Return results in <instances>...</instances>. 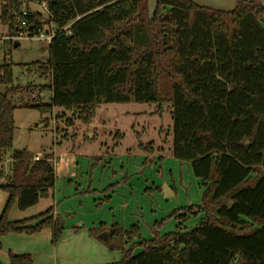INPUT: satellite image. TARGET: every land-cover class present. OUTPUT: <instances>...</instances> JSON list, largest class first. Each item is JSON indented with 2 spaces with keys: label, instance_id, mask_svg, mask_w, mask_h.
Segmentation results:
<instances>
[{
  "label": "trees",
  "instance_id": "trees-1",
  "mask_svg": "<svg viewBox=\"0 0 264 264\" xmlns=\"http://www.w3.org/2000/svg\"><path fill=\"white\" fill-rule=\"evenodd\" d=\"M40 1L48 17L29 6L22 15V0H0V20L10 34L17 33L22 19L34 32L56 25L49 58L38 63L47 83L15 85L14 64H0V189L8 194L0 236L50 228L56 245L65 230L64 218L54 216L52 207L24 219L9 217L14 205L24 211L48 198L57 180L52 153L34 159L27 148H13L18 107L65 108L72 113L64 115L67 125L76 126L91 124L102 103H155L159 115L171 113L173 156L191 162L205 188L202 202L172 211L179 221L175 231L162 234L164 221H156L148 240L137 225L90 228L110 250L122 251L120 261L107 264H264L261 0H236L230 10L193 0H156L153 11L149 0ZM37 86L39 93L50 92L49 101L40 94L30 101L21 96ZM122 136L117 131L116 137ZM140 146L154 152L152 141ZM8 150L11 173L3 166ZM153 162L150 156L143 163ZM201 213L198 226L186 229L189 215ZM105 230L108 238H99ZM136 246L142 248L138 253ZM9 262L33 264V257L9 252Z\"/></svg>",
  "mask_w": 264,
  "mask_h": 264
},
{
  "label": "rangeland",
  "instance_id": "rangeland-1",
  "mask_svg": "<svg viewBox=\"0 0 264 264\" xmlns=\"http://www.w3.org/2000/svg\"><path fill=\"white\" fill-rule=\"evenodd\" d=\"M193 1L201 5L224 10H230L236 6V0ZM261 2L264 4V0H261ZM149 5L150 9L153 11L156 6V0H149ZM29 7L33 11H39L43 13L45 17H48L45 2H41L40 0L30 1ZM51 27L55 29L56 25L52 24ZM46 29H50V26L45 24L44 30L46 31ZM9 34L8 27L2 24L0 20V64L3 63L4 60H8L14 64V84L23 87L29 84L36 86L47 83L49 79L40 74L38 63L46 61L49 58V43L38 39H21L19 40V45L15 47L14 43H11L9 39H3L9 36ZM4 88L5 87H2V90H4ZM35 89V92H39L38 86L35 87ZM49 93L48 91L41 92V95L46 101H49ZM32 94L30 95L22 90L21 96H23L26 101H30ZM156 108L157 105L155 103L125 102L100 104L97 108L95 118V121L99 125L95 145L103 149L110 147L112 151V149H114V144L119 140V138L116 137V133L120 131L123 137L120 139L119 149H115V152L118 153L122 151L124 154H127L129 148L138 150L139 147L136 143L137 135L139 134L144 143L152 141L156 144L163 145L165 147L164 154L166 155V153L170 152L172 159L177 160L175 172L176 175L182 173L183 184H178V196H174L168 200L164 198V201H160L158 198L159 196L150 195V193H152L151 190L146 189L145 198L141 201L144 209L139 210L141 222L144 220L145 223L152 226L156 221L163 220L164 224L160 232L165 234L175 231L179 223L177 217L172 216V211L176 210V208L185 207L186 205H200L205 188L194 175L191 162L180 161L174 158L172 135L173 120L171 113L169 110H165L161 116L155 112ZM64 115H67L66 118H68L72 113L61 107H56L49 112H42L36 108L18 107L15 110V123L17 128L13 148H27L32 152H45L51 150V148L57 144L56 141L62 140L63 144L71 146L83 142L85 125L81 122H77L76 126H68ZM74 132H76L77 138L73 137ZM62 133H67L65 135L69 137L66 139L62 138ZM11 153L12 150H8L5 160L3 161L6 173H11ZM131 176L132 175H130V177ZM162 205H168V207L164 208ZM142 212H144L145 218L142 216ZM200 216L203 218L204 213H201L199 216L190 214V218L185 223L186 227L190 229L198 226L202 220ZM147 220L149 221L146 222ZM135 223H137V221ZM142 236L143 239L147 240L153 237L151 231H142ZM3 237L4 236H0V261L4 264H10L8 260V244L10 243V239ZM54 246H57V244ZM130 246V244H127L126 248ZM63 247L64 255L60 257L59 264H106L120 261L123 255L121 250H110L97 238L91 243L84 240L82 237H76V239L66 238V241L63 242ZM141 250L142 248L140 246H136L134 253H138ZM33 254L31 253L33 264H38L37 259L39 257H34V255L37 256V254ZM49 260V264H52L51 258Z\"/></svg>",
  "mask_w": 264,
  "mask_h": 264
},
{
  "label": "crops",
  "instance_id": "crops-1",
  "mask_svg": "<svg viewBox=\"0 0 264 264\" xmlns=\"http://www.w3.org/2000/svg\"><path fill=\"white\" fill-rule=\"evenodd\" d=\"M98 127L94 119L91 124L85 125L83 142L71 146L63 144L62 140L56 141L57 144L51 150L45 151L53 154L57 179L55 188L48 198H42L36 205L24 211L14 205L9 214L10 219L18 220L38 215L52 207V214L62 216L65 220V230L59 244L52 245L50 228L31 235L11 233L3 237L10 239L9 252L37 254L33 255L39 257L38 264H49L50 258L52 264H59L60 257L64 255L63 242L66 238L82 237L91 243L96 237L90 234V228L98 227L101 223L108 226L118 223L126 230L137 225L141 234L142 231L150 232L153 225L144 220L141 222L139 217V210L144 209L141 201L145 198L146 189L151 190L150 195L159 196L160 201L178 196V184L183 185L182 173L176 175L177 160L172 159L170 152L164 154L163 145L154 143V152L150 154L141 148L140 143L144 142L138 134V150L129 148L127 154L122 151L116 153L120 139L112 151L110 147L103 149L95 145ZM62 134L64 139L69 137L64 135L67 133ZM73 137L77 138L76 132ZM45 152L31 151L34 159L39 154L42 157ZM150 156L154 162L144 166V160ZM161 156L163 160H160ZM112 183L116 186L105 191ZM7 199L8 194L0 190V215ZM142 216L145 218L144 212Z\"/></svg>",
  "mask_w": 264,
  "mask_h": 264
},
{
  "label": "built area",
  "instance_id": "built-area-1",
  "mask_svg": "<svg viewBox=\"0 0 264 264\" xmlns=\"http://www.w3.org/2000/svg\"><path fill=\"white\" fill-rule=\"evenodd\" d=\"M30 4V0H22V8H21V14L22 15H27L29 13L28 11V6ZM45 8H46V4H45ZM50 26V29H46V31L43 29L40 30V32H34V31H29L28 30V23L26 22V20H21L20 21V29L17 31V33H13V34H9V36L4 37L3 39H9V41L11 43H15L21 39H38V40H44L46 42H50L52 37L55 34V29H53L52 23L50 24H46ZM41 95V93L39 92H35L32 94V98L37 97L38 95ZM40 154L35 156V159H39Z\"/></svg>",
  "mask_w": 264,
  "mask_h": 264
},
{
  "label": "water",
  "instance_id": "water-1",
  "mask_svg": "<svg viewBox=\"0 0 264 264\" xmlns=\"http://www.w3.org/2000/svg\"><path fill=\"white\" fill-rule=\"evenodd\" d=\"M18 45H19V41H17V42L14 43V46L15 47L18 46ZM108 234L109 233L107 231H105V232L99 234V238H101V239H107L108 238Z\"/></svg>",
  "mask_w": 264,
  "mask_h": 264
}]
</instances>
